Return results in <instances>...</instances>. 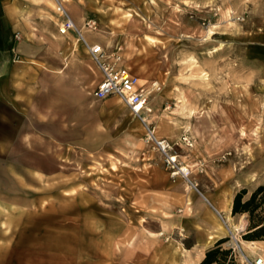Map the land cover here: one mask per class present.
I'll return each instance as SVG.
<instances>
[{
  "label": "rangeland",
  "instance_id": "rangeland-1",
  "mask_svg": "<svg viewBox=\"0 0 264 264\" xmlns=\"http://www.w3.org/2000/svg\"><path fill=\"white\" fill-rule=\"evenodd\" d=\"M48 1L54 10L0 5L10 2L9 15L20 6L16 20L44 43L40 57L83 63L86 75L67 73L51 121L2 109L15 122L0 140V264H180L207 223L205 198L264 180L247 171L264 169V0H54L89 45L120 49L149 91L138 117L91 95L97 71L77 33L59 35ZM8 46L0 16V51ZM148 128L172 144L195 189L170 177ZM235 232L220 247L241 264L256 252L244 246L246 227Z\"/></svg>",
  "mask_w": 264,
  "mask_h": 264
},
{
  "label": "crops",
  "instance_id": "crops-1",
  "mask_svg": "<svg viewBox=\"0 0 264 264\" xmlns=\"http://www.w3.org/2000/svg\"><path fill=\"white\" fill-rule=\"evenodd\" d=\"M25 1L37 4L45 1L47 7L50 10H54L48 0ZM9 3L0 5V16L5 21L7 30H9V46L0 51V140L4 137L3 131L6 124L13 125L15 122L4 114L2 111L3 107L9 109L11 114L16 116L44 122L51 121V115L56 114L58 111V106L53 103L52 98L65 96L67 91V73L86 75L83 63H71L75 62L73 60L67 63L66 59L56 57V53L51 56V51L47 52L48 56L40 57L42 53H45L44 43H36L37 36L35 31L33 29L30 30L29 27H24L16 20L18 14L22 12L19 5L17 13L9 15L6 10ZM77 21L75 23L72 22L75 25ZM81 27L76 24L75 30L78 31ZM15 33H20L23 39L14 41ZM67 35H70V33ZM107 37V35L104 36V38ZM60 40L58 38L56 47L58 46V49L63 51L65 47ZM75 41L77 42L78 40L75 39ZM100 46L104 48L102 45ZM59 54L61 55V52ZM72 65L74 66L73 68L71 67ZM68 66L71 68H68ZM89 69L92 71L90 66ZM95 70L97 71L96 68ZM97 74L96 83L99 80L98 71ZM117 104L122 105L118 102ZM247 171L251 178L264 175V169H256L252 164ZM253 181L255 179H251L250 182ZM260 185H264V180L255 183L247 191L245 198ZM233 197L234 193H229L228 191L224 192L220 199L209 200L204 197L206 204L209 205L208 209L204 211L207 223L202 225L203 233L198 239L189 244V246L184 247L185 252L182 255L183 260L180 264H198L204 258L205 251L209 247L218 240L225 238L227 232L221 223V219L230 229L234 227L245 229L248 222L246 214L231 216ZM244 246L255 250L256 255H248L251 260L264 253V241H254Z\"/></svg>",
  "mask_w": 264,
  "mask_h": 264
},
{
  "label": "built area",
  "instance_id": "built-area-1",
  "mask_svg": "<svg viewBox=\"0 0 264 264\" xmlns=\"http://www.w3.org/2000/svg\"><path fill=\"white\" fill-rule=\"evenodd\" d=\"M57 12L61 16V21L58 26L59 35L65 36L68 33H77L78 39L82 41L87 50L90 61L99 72V80L91 95L98 101H103L110 97H117L122 101L131 115L139 116L148 100L149 91L144 84L140 83L137 76L122 66L120 49L115 47L113 52L109 54L98 44L89 45L80 32L75 30L72 20L66 14L63 5L59 1L57 4ZM87 24L91 27L93 23L89 21ZM146 133L147 139L162 156L166 168L170 171V177L173 179H183L187 181L190 188L195 189V183L189 180L190 171L186 167L180 166L177 157L174 155L172 144L165 139L155 138L153 131L149 128ZM183 142L185 145L191 146L188 138L184 137ZM241 257V264H264V259L260 257L254 260H250L243 255Z\"/></svg>",
  "mask_w": 264,
  "mask_h": 264
},
{
  "label": "trees",
  "instance_id": "trees-1",
  "mask_svg": "<svg viewBox=\"0 0 264 264\" xmlns=\"http://www.w3.org/2000/svg\"><path fill=\"white\" fill-rule=\"evenodd\" d=\"M247 191L240 190L232 201L231 214L247 215L246 241H264V185L257 186L250 195L245 198ZM224 239L217 241L213 247L205 251L204 258L198 264H235L229 250H222L220 245Z\"/></svg>",
  "mask_w": 264,
  "mask_h": 264
},
{
  "label": "bare ground",
  "instance_id": "bare-ground-1",
  "mask_svg": "<svg viewBox=\"0 0 264 264\" xmlns=\"http://www.w3.org/2000/svg\"><path fill=\"white\" fill-rule=\"evenodd\" d=\"M34 1V0H33ZM54 3V5H56V7H57V4H58V2L57 1H54V0H52ZM56 3V4H55ZM78 25H79V23H78ZM75 26V25H74ZM78 28V27H77ZM117 98V97H116ZM118 99V103H122V101L119 99V98H117ZM123 104V103H122ZM124 105V104H123ZM125 107V106H124ZM143 112H145L146 113V109H145V106H144V108L142 109V111H141V113H143ZM133 116H135V117H138V116H136V115H133ZM146 131V130H145ZM147 132V131H146ZM153 133H154V131H153ZM155 134V133H154ZM156 135V134H155ZM155 138H157V136H155ZM202 199V198H201ZM219 214V213H218ZM218 218V217H217ZM226 218V217H225ZM228 220V219H227ZM226 220V221H227ZM221 223L223 224V227H224V229H225V231L227 232V234L229 233V234H231L233 237H234V232L236 231V228L234 227V228H232V229H230V228H228V226H226V224H225V222H223V219H221ZM235 234H236V232H235ZM210 239H212V238H210ZM233 239H235V238H233ZM249 246V245H248Z\"/></svg>",
  "mask_w": 264,
  "mask_h": 264
}]
</instances>
